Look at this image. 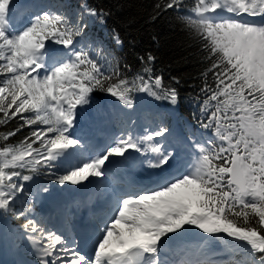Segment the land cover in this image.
Returning a JSON list of instances; mask_svg holds the SVG:
<instances>
[{"label":"snow or ice","instance_id":"snow-or-ice-1","mask_svg":"<svg viewBox=\"0 0 264 264\" xmlns=\"http://www.w3.org/2000/svg\"><path fill=\"white\" fill-rule=\"evenodd\" d=\"M156 7L182 12L184 3ZM109 15L88 0L75 12L61 0H0V124L22 121L0 135V220L20 222L11 236L28 245L34 264H264V0H194L191 15L182 16L208 62L202 75L212 76L200 89L206 139L201 133L173 142L162 119L137 131L130 118L94 151L77 131L94 93L125 113L135 111L139 94L164 102L170 117L180 102L179 79L166 83L156 74L151 53L129 75L130 65L122 69L90 38ZM112 37L122 43L115 30ZM25 127L28 136L8 142ZM137 161L149 183L115 198L90 250L34 214L35 199L69 185L104 188L114 167ZM40 175L56 187L36 180Z\"/></svg>","mask_w":264,"mask_h":264},{"label":"trees","instance_id":"trees-1","mask_svg":"<svg viewBox=\"0 0 264 264\" xmlns=\"http://www.w3.org/2000/svg\"><path fill=\"white\" fill-rule=\"evenodd\" d=\"M80 2L81 0H69L65 7L75 12L79 9ZM88 2L92 7L110 12L107 24L103 27L95 26L89 33L90 38L102 42L112 52L122 69L123 65H130L129 75L140 70L139 57L146 58L151 53L156 58L153 64L156 74L162 75L166 83H172L173 77L180 81L178 85H174L180 95V102L176 106L173 118L178 131L186 136L193 134L197 136L201 133L208 136L209 133L203 130L199 123L200 105L204 98L200 89L205 79L209 83L212 82V76L211 73L207 77L202 75L206 72L208 62L204 59L199 39L182 19V16L191 15L194 0H183L182 12L158 9L156 5L163 4L164 0H88ZM113 30L120 36L122 43L119 45L113 40ZM94 96L95 100L106 97L99 92L94 93ZM154 102L161 107L164 104ZM169 122L170 116H165L163 123L168 126ZM21 123V120L13 119L6 124H0V135L14 131ZM31 130L28 127L23 128L15 136L10 137L8 142L19 143ZM35 179L42 183L45 177L40 175ZM37 187L38 185L33 187L34 192ZM37 199L33 202L34 212L37 211ZM9 223L14 229L20 222L9 219ZM26 257L32 256L27 254Z\"/></svg>","mask_w":264,"mask_h":264},{"label":"rangeland","instance_id":"rangeland-1","mask_svg":"<svg viewBox=\"0 0 264 264\" xmlns=\"http://www.w3.org/2000/svg\"><path fill=\"white\" fill-rule=\"evenodd\" d=\"M31 2L34 5L39 6L52 2V0H31ZM68 4H69V0H64L63 5L65 6ZM20 19H21L20 17L17 18L18 23L20 22ZM139 95L141 98L138 101L135 111L131 113L118 111L112 103L113 98H107V99H111L109 101L106 100V98H103L102 100L99 101L95 100L94 104L88 106V110L86 112H83V114L81 115L79 120V127L77 130L83 127L88 129L90 131V134L87 135V137L88 139H91V142H93L98 138L100 139L105 138L104 129L111 128L110 130L112 133L107 136V139L103 145L105 147L109 142V140L111 139V137L114 134H118L123 129L126 122L130 118L136 120L137 123L135 125V128L137 131H141L143 127L154 126L158 124L161 121V119L163 120L165 116L166 117L169 116L168 114L163 112V107L158 106L154 102V100H152L149 97H146L144 94H139ZM160 111H162V113ZM170 119L171 122H169L168 126L174 131L175 135L173 137V142H176L177 138L183 134H181L178 131L177 127L175 126L173 117H170ZM94 124L95 126H93ZM82 132H85V129L82 130ZM200 135L201 134L197 135L196 137H200ZM183 136L187 137L191 135H187V136L183 135ZM204 138L206 139L207 136L204 135ZM99 143L100 142L94 144L92 143L93 149H95L96 147L95 145L96 144L98 145ZM104 147L101 146L102 149ZM97 151L99 150L97 149ZM138 165L139 163L135 162V163H130L126 166L122 165L113 168L112 171H114V176H110L109 180L106 181V183L112 185L110 186V188L111 187L115 188V186L119 184L120 189L119 190L111 189V193H110L111 198L108 199V201L110 202V203L108 202V204L110 206L112 207L114 206V200L117 196L123 194L128 190H132L131 187H134L133 189H135L138 187H143L149 183V179L134 181L133 178H130L125 182L117 181L118 179L121 178V176H125L126 172H130L131 168L136 171L137 170L136 167ZM128 182L130 183V185L128 184ZM134 182H139V183L136 185V183ZM42 183H47L49 184L50 187H56L52 182L48 181L46 178L42 181ZM79 187L80 186L77 187L75 186L74 188L73 186L71 187L69 185L65 187V190L63 192H60L54 198H50L48 200L39 198L36 201L37 211L34 212V214L37 217L43 218L48 227L55 228L58 231H62L65 235L69 237V239H74L73 237L74 223L72 225V222L73 220H78L77 214L83 213V210H85L84 206L85 208L87 207V209H89L92 212V213H88V215H85L84 217L86 218L89 225L94 228V233H95V225L98 223L99 220H101L105 215H107L111 209L110 207H107L108 205L100 204V200L104 198L103 197L104 194L101 192V188L90 189L88 191H84L85 194L83 193V195H79L78 194L79 192L77 193L75 192V189L76 190L80 189ZM98 197L99 199L97 201ZM62 211L64 215H63V221L60 223V220H56V219L57 218L59 219V213H62ZM11 229L12 228L9 223V219L6 222L0 220V260L3 256L6 255L8 251L12 250L14 253H16L15 251L19 250L20 253H22L25 260L29 261L31 264H34V257L32 253L29 251L28 245L26 243H20L12 239ZM93 239L94 238H92V240ZM89 246H92L91 243L89 244ZM212 247L218 251H221L222 255L219 257L220 259L227 260L229 258V254L223 252L224 245L220 244L219 242H216ZM27 254H30L32 257L31 258L26 257ZM238 258H242V257H238Z\"/></svg>","mask_w":264,"mask_h":264},{"label":"bare ground","instance_id":"bare-ground-1","mask_svg":"<svg viewBox=\"0 0 264 264\" xmlns=\"http://www.w3.org/2000/svg\"><path fill=\"white\" fill-rule=\"evenodd\" d=\"M105 103V102H104ZM93 126H95V124L93 125ZM95 128V127H94ZM85 129V132H82V130H84ZM111 128H105L104 129V132H105V138H98L97 140H95V138H94V140L95 141H93V142H91V139H89L90 140V142H91V144L93 143H97V142H100L98 145L96 144L95 146V149H94V151H97V149L98 150H100V149H102L101 148V146L102 147H104L103 145H104V143H105V141H106V139H107V136L108 135H110L112 132H111V130H110ZM79 133H81V134H86V135H89L90 134V131L88 130V129H86L85 127H83V128H81V129H79V130H77ZM95 132H96V130H95ZM109 138V137H108ZM138 162V161H137ZM139 163V162H138ZM137 170L135 171V170H133L132 168H131V170H130V172H126V175L125 176H121V178L120 179H118L117 181L119 182V181H123V182H125L126 180H129L130 178H133V180L134 181H138V180H148L149 179V175H147L148 173H147V171H145L144 169H143V167L139 164L137 167ZM128 174V175H127ZM111 176H114V171H112V174H111ZM136 177H138V178H136ZM134 183H136V184H138L139 182H134ZM128 184L130 185V183L128 182ZM106 187H104V188H101V192L104 194L103 195V199H105V200H103V199H101L100 200V204H104V205H108L107 207H112V206H110L109 204H108V199L109 198H111V196H110V193H111V189H115L114 187H111L110 188V186H112L111 184H109V183H106ZM72 187V186H71ZM74 188H75V186H73ZM77 187V186H76ZM80 188V187H79ZM134 187H131V189H133ZM72 191V190H71ZM73 191H74V189H73ZM72 191V192H73ZM75 192L77 193V192H79L78 194L79 195H83V193H84V190H81V188L79 189V190H76L75 189ZM74 193V192H73ZM85 194V193H84ZM101 198V197H100ZM69 199V198H68ZM98 199H99V197L97 198V201H98ZM110 203V202H109ZM102 206V205H101ZM53 208V207H52ZM51 208V209H52ZM84 209L85 210H83V213L82 214H77V217H78V220H73V222H72V225H73V223L74 224H78V225H81V226H83L84 227V230H85V233H87V237H88V239H89V243H88V248H87V250H90V248H91V246H89V244H90V241H92V238H94V236H95V233H94V228L92 227V226H90L89 225V223L87 222V220H86V218L84 217L85 215H88V213H92L89 209H87V207L85 208V206H84ZM93 211V210H92ZM60 214H62V215H60ZM63 211H62V213H59V219L57 218L56 220H60V223L63 221ZM94 217V216H93ZM65 218V217H64ZM74 227H75V225L73 226V229H74ZM71 228V227H70ZM69 232V231H68ZM73 235H75V232H73ZM174 247H176V248H179L180 246L179 245H177V246H174ZM16 248V247H15ZM10 250V249H9ZM16 253H14L12 250H10V251H8L7 253H6V255L5 256H3L2 258H1V260H0V264H31L29 261H27V260H25L24 259V257H23V255H22V253H20V251L19 250H17V251H15Z\"/></svg>","mask_w":264,"mask_h":264}]
</instances>
